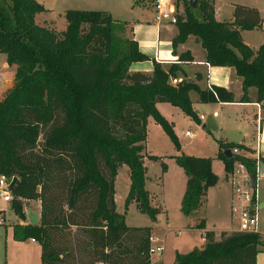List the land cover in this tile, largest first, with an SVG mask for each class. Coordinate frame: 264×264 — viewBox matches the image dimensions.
I'll return each instance as SVG.
<instances>
[{"label":"trees","instance_id":"obj_1","mask_svg":"<svg viewBox=\"0 0 264 264\" xmlns=\"http://www.w3.org/2000/svg\"><path fill=\"white\" fill-rule=\"evenodd\" d=\"M175 2L177 35L171 46L177 61H193L189 52H177L193 37L207 66L235 71L242 90L237 102L251 103L248 93L254 89L255 103L264 110V45L252 50L241 38L242 32L261 29L257 9L235 5L230 22H217L213 0H198L195 10L186 0ZM42 12L37 0H0V54L16 67L12 85L0 99V176L15 179L11 209L19 220H25V203H40L39 224L13 226L12 238L38 244L40 264H152L151 229L127 227L124 215L116 212L118 171L128 169L124 210L135 203L155 223L159 210L145 190L143 162L161 159L144 153L149 118L180 152L173 127L156 104H169L198 122L191 92L200 104L235 103L234 96L216 86L201 91L185 80L170 85L178 75L185 78L178 65L164 68L153 60L151 74L130 72L132 64L149 59L132 39H115V29L126 25L108 13L67 11L65 31L55 33L35 24ZM217 145L216 159L226 176L237 160L253 173L249 158L223 156L233 148L243 151L242 145ZM172 159L187 178L180 208L187 217L202 206L218 178L209 158L180 154ZM160 167L165 173V164ZM187 229L200 232L205 244L176 256L175 264H256L264 247L252 234L221 233L216 239L205 231L204 220Z\"/></svg>","mask_w":264,"mask_h":264},{"label":"crops","instance_id":"obj_2","mask_svg":"<svg viewBox=\"0 0 264 264\" xmlns=\"http://www.w3.org/2000/svg\"><path fill=\"white\" fill-rule=\"evenodd\" d=\"M37 2L43 7L44 12L35 16L34 19L35 24L41 28L54 31L55 33H61L65 31L66 23L64 20V14L65 12L70 10L105 12L108 13L113 20H115L114 18L116 16L114 15H116L117 12L120 13V11H123V13H128V14L130 13L132 16L131 19L124 20L123 23H125L126 27H128L130 37L137 44L138 52L149 59V61L147 62L132 64L130 66V72L132 73L151 74L153 70V64L151 61L154 60L156 63L162 65L164 68H167L169 66L167 62L177 59V57L172 54V46H171L172 39L177 35V29L175 25H171L166 20L162 21L161 23L155 22V11L151 0H147V2H145V0H139V2H141L140 5L137 4L138 0L137 2L134 1V5L131 4L132 2L130 0L129 1L128 0H121V1L120 0H37ZM215 3L216 0H213L215 20L217 22H230L232 20V16L228 21H222L219 19L220 14H219V10L215 6ZM257 11L260 15L261 11L259 9H257ZM260 18L262 20V24H261V29L258 31L264 33V19L261 16ZM251 32H242L241 38L245 45H247L252 50H257L260 46L264 44H259V46H253L252 44L246 42L244 39L245 34H249ZM177 52L178 53L189 52L193 59V61L190 64L178 65V67L185 74V78H183L181 75H178L177 80H179L180 82L182 80H185L186 82L192 83L196 85L201 91L207 90L208 86L221 87L224 88L226 91L231 92L235 99V103L200 104L198 102L197 94L191 92L189 94V100L192 104V110L197 116L198 122L199 123L205 122V118L202 115H198L199 109L211 111L212 113L211 115L215 114V116L213 117L214 119H218L221 114L222 115L221 122L218 127H215L214 125L211 126L212 132L216 134L219 138V141L224 144L230 143V144L242 145L244 147L243 151L247 153L246 157L248 158L251 157V153L254 148L253 139L257 128H259V130L261 131L264 137V110L260 107L259 104L255 103L256 91L254 89L249 90L248 97L250 98L251 103H238L237 101L242 95V90H241V80L236 76L235 71L230 68H211L207 66L205 63V53L193 37H189L183 45L179 46ZM12 82L13 81H11L7 86H5L1 90L0 97L5 91H7L11 87ZM155 108L157 112L160 114V116L167 123L171 124L172 127L176 115L178 114V112H181L179 109L174 108L169 104H156ZM200 116L203 117L204 119L203 121H199ZM147 124H148V120H147ZM227 125H230V127H232L233 130L229 129L228 131ZM203 127H204L203 130H206L207 124L204 123L202 128ZM192 136L193 135H188L187 137H192ZM216 150L218 152L217 144H216ZM217 152L214 153L213 158H209V159L212 160L211 163L212 172L217 176L219 182L220 178L218 176V173L214 170L213 165L219 163L221 164L223 170H224V166L221 161L216 159ZM261 152L264 157V146H262ZM169 162L165 164L166 166L165 173L163 174L161 173V167H160L159 176L157 175V178L163 180L162 182L163 184H165V187H166V182L169 183V189H168L169 192L167 196H169L170 200L168 201H170V203H173L175 207H177L178 205L180 210L181 201L185 192V185L187 178L184 172L175 164V161L173 159H171V161ZM143 163H144V167L146 168L145 190L149 193L150 203L151 205H153L152 197L154 195L156 196V193L150 191V189L148 188V184L150 180L147 177V173H148L149 164L150 163L154 164V163L147 160L146 158L144 159ZM172 164H175L177 168L174 167L175 165ZM224 175H225L226 184L229 186L225 172ZM260 180L264 181V177L259 178L257 181L258 198L260 201V207L262 211L264 208V202L260 200L259 185H258V182H260ZM217 186L218 183L215 187L210 188L208 190L206 196L207 199L209 198L210 194H212V192H216L214 190H216ZM167 196L162 197L161 200L165 210L167 209L166 208ZM230 203H231V190L228 197V207H227L228 214H229ZM28 204H31V202L25 203L23 206V214L25 220L21 221L17 219L16 223L13 226L30 225L27 222V211L25 210V208H30ZM219 206H220V202H217V207ZM116 210H117V206H116ZM0 212H2V215L4 216V211H0ZM39 220H40V213H39ZM38 224L39 221L35 225ZM233 230L234 229H232L231 227H226L224 224L216 225L215 223L211 224L205 222V231L213 233L216 239L219 238L221 233H231ZM192 232L198 236L199 244L202 249L205 244V239L202 237L200 232L196 230H192ZM11 234H12V229H11ZM151 235H153L152 232ZM161 241L163 246V240ZM27 242H29L30 244H36L32 240H27ZM263 245H264V241H263ZM161 261H162L161 256L155 262L151 261L150 258V262L152 264H158L161 263ZM256 264H264V247L262 248L261 252L256 256Z\"/></svg>","mask_w":264,"mask_h":264},{"label":"rangeland","instance_id":"obj_3","mask_svg":"<svg viewBox=\"0 0 264 264\" xmlns=\"http://www.w3.org/2000/svg\"><path fill=\"white\" fill-rule=\"evenodd\" d=\"M130 1L132 5H134V1L137 2V0ZM145 2H147V0H145ZM137 4L140 5L141 2L138 0ZM235 5L259 9L261 11L260 16L264 19V0H216L215 6L219 10V19L228 21L233 14ZM179 13L181 16L183 15L182 5H180ZM129 14L120 11V13L117 12L116 15H114L116 16L114 19L119 23H123L124 20L131 19L132 16ZM114 37L117 41L132 39L129 35L128 27L123 28L118 26L114 31ZM244 39L253 46H259V44H264V33L254 30L249 34H245ZM15 72L16 67L8 65L6 56L0 54V92L13 81ZM2 96L0 98H2ZM211 114L209 110H198V115H202L205 118L204 123L207 124V129L203 130L202 126L204 123L195 122L181 112H178L173 123V133L180 146L179 153L174 150L170 139L162 129L156 125L151 118L148 119L146 140L143 144L144 153L161 159L160 163H150L147 173V177L150 180L148 188L150 191L156 193V196L154 195L152 197V207L159 210L155 223H152L147 216L142 215L138 211L135 203L130 204L126 211L124 210V201L129 188L128 169L123 166L118 172L114 184V202L117 206L116 212L119 215H124L127 227L150 228L154 236L163 240L162 255H152L150 257L151 261L155 262L161 256L162 261L158 264H175L176 256L201 250L198 236L194 234L192 230H187L189 225L192 226L199 220H204L211 224L215 223L216 225L224 224L226 227L234 229L227 208L230 189L226 184L224 170L221 164L217 163L213 165L214 170L218 173L220 178L218 186L216 190H214L216 192H212L209 198H206L202 206L187 217L181 213L178 205L175 207L173 203L168 201L170 200L169 196H167L169 192V183L166 182L165 187V184L162 182L163 180L157 178V175L159 176L161 163L167 164L174 155L182 154L198 158H213L214 153L217 152L216 144L219 138L212 132L211 126L214 125L218 127L222 115L220 114L218 119H214V116ZM227 128L228 131L229 129L233 130L230 125H227ZM185 133L193 136L187 137ZM174 167L177 168L176 165ZM258 185L260 200L264 202V181L260 180ZM165 196H167L166 210L161 202L162 197ZM217 202H220L219 207H217ZM28 206L30 208H25L27 211V222L30 225H35L39 221L40 203L31 202ZM0 211H4L5 216L4 224L0 226V264H40V247L38 244H30L27 241L15 242L12 239L11 229L18 218L11 209V202H4L1 193ZM260 226L263 230L264 208L260 211Z\"/></svg>","mask_w":264,"mask_h":264},{"label":"built area","instance_id":"obj_4","mask_svg":"<svg viewBox=\"0 0 264 264\" xmlns=\"http://www.w3.org/2000/svg\"><path fill=\"white\" fill-rule=\"evenodd\" d=\"M155 11V22L161 23L167 21L171 25L176 23V2L175 0H151ZM170 65H179L177 59L167 62ZM180 81L171 79L170 85L175 86ZM209 91L210 86L207 87ZM215 116V114H213ZM203 117H199V121H203ZM185 133V136H188ZM254 148L249 159L253 162V173H250L247 167L240 161H235L232 170L227 175V181L231 190V203L229 208L230 219L235 233H244L257 235L264 241V228L260 226V201L258 198L257 181L263 177L264 173V157L261 149L264 146V137L257 128L254 135ZM233 157H246L247 153L244 151L233 148L229 150ZM248 158V157H247ZM255 176V183L252 182L251 176ZM13 179H7L0 176V193L4 202H11L12 196L10 194L9 186ZM5 222L4 216L0 214V226ZM204 238V236L202 235ZM149 251L148 254L161 255L163 252L162 241L159 237L150 235L148 238Z\"/></svg>","mask_w":264,"mask_h":264},{"label":"water","instance_id":"obj_5","mask_svg":"<svg viewBox=\"0 0 264 264\" xmlns=\"http://www.w3.org/2000/svg\"><path fill=\"white\" fill-rule=\"evenodd\" d=\"M186 1H187V4H188V6H189L190 9L195 10L197 8L198 0H186ZM202 129H204V127ZM223 156L226 159H228V160L232 159V156H231V154H230L229 151H225L223 153ZM251 180H252L253 183H255V176L254 175L251 176ZM14 183H15V179H13L11 181V183H10V186H9V190L10 191L13 190Z\"/></svg>","mask_w":264,"mask_h":264}]
</instances>
